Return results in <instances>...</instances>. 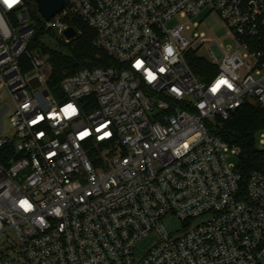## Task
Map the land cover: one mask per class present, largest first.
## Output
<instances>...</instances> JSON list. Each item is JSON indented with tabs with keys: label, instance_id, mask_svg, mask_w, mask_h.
I'll return each instance as SVG.
<instances>
[{
	"label": "built area",
	"instance_id": "1",
	"mask_svg": "<svg viewBox=\"0 0 264 264\" xmlns=\"http://www.w3.org/2000/svg\"><path fill=\"white\" fill-rule=\"evenodd\" d=\"M65 2L39 15L42 27L68 43L83 23L105 64L54 91L48 55L30 49L27 1L0 0V102L12 103L0 109V264H264V173L245 177L229 160L241 148L207 125L264 105V0ZM206 7L227 27L225 46L166 26ZM203 47L217 70L208 79L190 63ZM168 214L182 232L168 231Z\"/></svg>",
	"mask_w": 264,
	"mask_h": 264
},
{
	"label": "trees",
	"instance_id": "2",
	"mask_svg": "<svg viewBox=\"0 0 264 264\" xmlns=\"http://www.w3.org/2000/svg\"><path fill=\"white\" fill-rule=\"evenodd\" d=\"M33 12V18L36 20L37 37L31 41L30 49H38L48 55L52 66L49 86L52 90L60 87L62 79L71 73L84 67H94L104 65L105 61L97 57L101 53L93 44L95 33L83 23L78 22V28L81 31L77 38L71 42H65L52 30H45L42 27V18L37 11L36 0H26ZM52 38L56 45L48 44L46 39ZM36 42V44H35ZM190 63L195 72L205 76V69H210V63L201 57L190 59ZM211 132L220 136L231 145H237L241 148L238 155L237 167L245 177H248L254 170L264 173V149L257 143L259 131L264 129V105L259 103L246 102L242 106L232 111L227 119L216 116L207 121Z\"/></svg>",
	"mask_w": 264,
	"mask_h": 264
},
{
	"label": "rangeland",
	"instance_id": "3",
	"mask_svg": "<svg viewBox=\"0 0 264 264\" xmlns=\"http://www.w3.org/2000/svg\"><path fill=\"white\" fill-rule=\"evenodd\" d=\"M27 8L29 10L31 20L33 22H36V20L33 18V12L31 10L30 6L27 5ZM195 22H199L200 26L198 28L193 27ZM179 23L190 25V30L185 31V33L189 37H194L195 32H205V34L208 37H212L216 42H220V43L224 44V46L226 44L230 43V39L227 37V27H226L224 21L222 20L221 16L216 11L212 10L210 7L204 8L198 15H196L194 17L183 19V18L176 16V17L172 18L170 21L166 22V26L168 28H171L174 25L179 24ZM46 42L48 44H52V45H56V43H57L52 38H48V37L46 39ZM35 44H36V42H35ZM35 49L38 50L40 48L36 47ZM213 50L216 52V54L219 57L221 56V52H220L217 44L213 45ZM193 55L194 54H192L190 56V59ZM195 56L196 55H194V58H195ZM198 56L207 60L208 50L205 47H203L200 50ZM204 72H205L204 73L205 76L208 74H211L214 76L217 73V70L216 69L211 70V68L210 69L206 68ZM199 75L202 76L200 73H199ZM4 104H9L10 106L12 105L10 99L6 98L3 102H0V109ZM9 114L10 113H6L4 115V118H3V122H4L6 129L9 128V125H8L9 124ZM229 160L231 162H234L237 164L238 156L234 155V156L230 157ZM204 219H206V216L196 219L193 222V225H198ZM162 222L164 223V225L166 226L168 231L174 235L182 232V230H183L182 221L174 214L166 215L165 217H163ZM153 239H154L153 235H149V236L141 239L136 245V254L137 255L141 254L145 250V248L150 244V242L153 241Z\"/></svg>",
	"mask_w": 264,
	"mask_h": 264
},
{
	"label": "water",
	"instance_id": "4",
	"mask_svg": "<svg viewBox=\"0 0 264 264\" xmlns=\"http://www.w3.org/2000/svg\"><path fill=\"white\" fill-rule=\"evenodd\" d=\"M36 4L39 15L49 20L65 7L66 2L65 0H36ZM64 34L67 38H73L77 31L73 27H68ZM31 83L35 87L40 85L38 78H33Z\"/></svg>",
	"mask_w": 264,
	"mask_h": 264
},
{
	"label": "snow or ice",
	"instance_id": "5",
	"mask_svg": "<svg viewBox=\"0 0 264 264\" xmlns=\"http://www.w3.org/2000/svg\"><path fill=\"white\" fill-rule=\"evenodd\" d=\"M3 3L11 8L13 5L17 3V0H3ZM163 71V69H161ZM151 78V77H150ZM221 83H226L225 81H221ZM74 111V110H73ZM26 203V202H25Z\"/></svg>",
	"mask_w": 264,
	"mask_h": 264
},
{
	"label": "clouds",
	"instance_id": "6",
	"mask_svg": "<svg viewBox=\"0 0 264 264\" xmlns=\"http://www.w3.org/2000/svg\"><path fill=\"white\" fill-rule=\"evenodd\" d=\"M20 2V0H17V3H19Z\"/></svg>",
	"mask_w": 264,
	"mask_h": 264
}]
</instances>
